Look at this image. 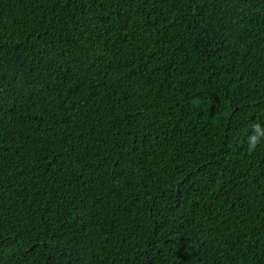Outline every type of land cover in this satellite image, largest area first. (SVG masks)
<instances>
[{
  "label": "trees",
  "instance_id": "1",
  "mask_svg": "<svg viewBox=\"0 0 264 264\" xmlns=\"http://www.w3.org/2000/svg\"><path fill=\"white\" fill-rule=\"evenodd\" d=\"M0 264H264V0H0Z\"/></svg>",
  "mask_w": 264,
  "mask_h": 264
},
{
  "label": "clouds",
  "instance_id": "2",
  "mask_svg": "<svg viewBox=\"0 0 264 264\" xmlns=\"http://www.w3.org/2000/svg\"><path fill=\"white\" fill-rule=\"evenodd\" d=\"M259 125H255L254 128L259 130ZM261 144V136L260 135H252L249 137V151H255L257 146Z\"/></svg>",
  "mask_w": 264,
  "mask_h": 264
}]
</instances>
